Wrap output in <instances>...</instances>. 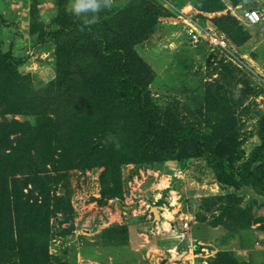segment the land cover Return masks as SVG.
<instances>
[{
  "label": "rangeland",
  "instance_id": "1",
  "mask_svg": "<svg viewBox=\"0 0 264 264\" xmlns=\"http://www.w3.org/2000/svg\"><path fill=\"white\" fill-rule=\"evenodd\" d=\"M72 2L0 0V52L15 43L36 93L56 80L57 55L64 81L45 116L0 104V264H264L260 181L230 187L206 156L119 160L132 145L107 118V46L96 41L134 49L166 120L216 138L223 170L240 179L247 164L264 165V25L243 19L264 0H110L93 34ZM53 20L57 38L40 36ZM185 25L201 31L199 44ZM28 210L47 221L20 225Z\"/></svg>",
  "mask_w": 264,
  "mask_h": 264
},
{
  "label": "trees",
  "instance_id": "2",
  "mask_svg": "<svg viewBox=\"0 0 264 264\" xmlns=\"http://www.w3.org/2000/svg\"><path fill=\"white\" fill-rule=\"evenodd\" d=\"M131 9H136V7ZM137 12L147 13L142 10H137ZM143 14L138 15L144 22ZM57 22V20H53L49 25V32L43 31L40 36H49L50 39L55 40L57 32H53ZM63 28L66 29V27ZM88 32L89 34L94 33L91 24H88ZM31 33L34 34L35 31L31 29ZM110 35L111 38L116 39L118 33L110 32ZM93 36L96 38L95 35ZM96 41L104 42L107 46L99 49L101 65L106 69V86L114 103L110 109L113 116L108 115L107 118L111 123L115 120L116 124H112L116 128H120V132L124 136L123 139L127 143L131 142L126 145H132L129 153L118 155L120 161L129 163L166 162L206 156L209 160L217 161L220 180L226 185L241 188L260 181L264 189V165L251 169L250 164H247L241 178L236 179L223 170L224 151L221 145L215 147L216 138L208 136L194 126L181 125L169 117L166 120L165 112L151 100L146 79L143 76L146 71H149V66L134 49L128 51L120 47L119 44L109 46L108 42L104 41V37H98ZM14 46L15 43H11L8 53L0 52V104L7 106L14 114L45 116V103L54 97L55 90H61L64 87V81L61 79L62 57L57 55L56 80L48 83L47 89L45 88L43 93L39 94L33 89L30 76L23 75L19 71L20 66L27 59L17 57L14 53ZM137 62L138 65H136ZM254 154L249 159L250 162L258 159V156ZM41 208V205L37 206V209ZM40 211L36 210L35 213L30 211L24 222L19 218V224L38 226L43 221H47V215ZM222 263H229V260H223Z\"/></svg>",
  "mask_w": 264,
  "mask_h": 264
},
{
  "label": "clouds",
  "instance_id": "3",
  "mask_svg": "<svg viewBox=\"0 0 264 264\" xmlns=\"http://www.w3.org/2000/svg\"><path fill=\"white\" fill-rule=\"evenodd\" d=\"M104 6H110V0H73L70 10L74 15L82 18L85 24H90L95 21L96 14Z\"/></svg>",
  "mask_w": 264,
  "mask_h": 264
},
{
  "label": "built area",
  "instance_id": "4",
  "mask_svg": "<svg viewBox=\"0 0 264 264\" xmlns=\"http://www.w3.org/2000/svg\"><path fill=\"white\" fill-rule=\"evenodd\" d=\"M243 19L252 26H260V25H264V3L262 5H260V7L257 8H250V9H246L243 12ZM184 29L186 30V33L188 34V36L192 39V42L197 45L200 43L201 41V37L202 35L195 29L191 28V27H187V25H185ZM222 46H225V42H221ZM188 225L187 220L185 222V227Z\"/></svg>",
  "mask_w": 264,
  "mask_h": 264
},
{
  "label": "water",
  "instance_id": "5",
  "mask_svg": "<svg viewBox=\"0 0 264 264\" xmlns=\"http://www.w3.org/2000/svg\"><path fill=\"white\" fill-rule=\"evenodd\" d=\"M152 212H153V214H154V216H155V218L157 219V220H160V212H159V210L156 208V207H154L153 209H152Z\"/></svg>",
  "mask_w": 264,
  "mask_h": 264
},
{
  "label": "crops",
  "instance_id": "6",
  "mask_svg": "<svg viewBox=\"0 0 264 264\" xmlns=\"http://www.w3.org/2000/svg\"><path fill=\"white\" fill-rule=\"evenodd\" d=\"M159 238V237H158ZM170 242V241H169ZM186 253H188L187 251H186ZM180 258L181 257H178V258H176V260H175V262H174V264H182L180 261Z\"/></svg>",
  "mask_w": 264,
  "mask_h": 264
}]
</instances>
